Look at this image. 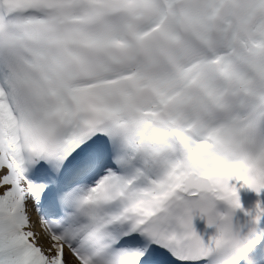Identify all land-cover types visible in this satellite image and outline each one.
<instances>
[{"label":"snow or ice","instance_id":"1","mask_svg":"<svg viewBox=\"0 0 264 264\" xmlns=\"http://www.w3.org/2000/svg\"><path fill=\"white\" fill-rule=\"evenodd\" d=\"M233 177L264 190V0H0V264H220Z\"/></svg>","mask_w":264,"mask_h":264},{"label":"clouds","instance_id":"2","mask_svg":"<svg viewBox=\"0 0 264 264\" xmlns=\"http://www.w3.org/2000/svg\"><path fill=\"white\" fill-rule=\"evenodd\" d=\"M220 212L217 207V217L211 223L207 221L210 226L215 225L217 229L214 235L216 238L215 248L221 250L222 253L220 264H238L241 258H246L247 264H256L255 259L248 256L246 251H240V245L246 242L256 229L251 228L247 235L241 236L240 229L233 223L234 210L230 215H227V218L219 215Z\"/></svg>","mask_w":264,"mask_h":264},{"label":"bare ground","instance_id":"3","mask_svg":"<svg viewBox=\"0 0 264 264\" xmlns=\"http://www.w3.org/2000/svg\"><path fill=\"white\" fill-rule=\"evenodd\" d=\"M230 184L235 185L236 188L238 189V191L249 189V194H251V196H252V198H251L252 203H256L258 199L264 201V190L257 192L256 190L252 189L251 187L245 185L242 180H238L235 177H233L230 180ZM256 192L258 195H256ZM33 218L34 219L36 218L35 214H34ZM39 230H40V227H39V224H37V231H39Z\"/></svg>","mask_w":264,"mask_h":264}]
</instances>
